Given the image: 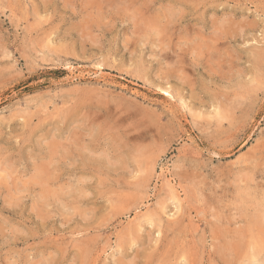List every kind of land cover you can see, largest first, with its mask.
<instances>
[{
    "label": "rangeland",
    "instance_id": "obj_1",
    "mask_svg": "<svg viewBox=\"0 0 264 264\" xmlns=\"http://www.w3.org/2000/svg\"><path fill=\"white\" fill-rule=\"evenodd\" d=\"M263 150L264 0H0V264H263Z\"/></svg>",
    "mask_w": 264,
    "mask_h": 264
},
{
    "label": "bare ground",
    "instance_id": "obj_2",
    "mask_svg": "<svg viewBox=\"0 0 264 264\" xmlns=\"http://www.w3.org/2000/svg\"><path fill=\"white\" fill-rule=\"evenodd\" d=\"M258 60V59H257ZM166 93V92H165ZM168 94V93H167ZM169 95V94H168ZM148 119V118H147ZM149 123V122H148ZM264 151V150H263ZM263 155V154H262ZM153 166V165H152ZM242 167V166H241ZM246 167V166H245ZM247 168V167H246ZM244 169V171L246 170L247 171V169ZM139 169V168H138ZM250 169V168H249ZM254 170V169H253ZM241 171V170H240ZM249 171V170H248ZM251 171H252V169H251ZM243 182V181H242ZM53 183V182H52ZM51 185V184H50ZM145 185V184H144ZM45 186V185H44ZM138 186V185H137ZM141 186V185H140ZM172 190V189H171ZM245 190V189H244ZM258 190V189H257ZM259 193V192H258ZM253 195V194H252ZM175 199H177L176 197H175ZM132 206V205H131ZM181 206V205H180ZM250 206V205H249ZM234 207V206H233ZM132 208V207H131ZM241 209H239V211H240ZM264 211V210H263ZM233 212V211H232ZM256 213L258 214V211L256 210ZM240 214V213H239ZM256 214V217H257V219H254L258 224H259V226H255V227H257V228H259V227H263L264 226V212L262 213L261 212V215H260V213L257 215ZM217 217V216H216ZM230 217V216H229ZM158 218V217H157ZM231 218V217H230ZM218 219V218H217ZM159 221V220H158ZM224 221V220H223ZM219 224V223H218ZM222 224V223H221ZM252 224H254V223H252ZM257 224V225H258ZM256 225V224H255ZM225 226V225H224ZM264 230V229H263ZM246 231H248L247 229H246ZM250 231V230H249ZM248 231V232H249ZM139 232V231H138ZM223 232V231H222ZM221 233V232H220ZM232 233V232H231ZM243 234V233H242ZM251 234V233H250ZM255 234V233H254ZM259 234V233H258ZM185 235H187V234H185ZM227 235H228V233H227ZM235 238H237L238 239V241L236 240V242H231L230 241V243L229 242H227L226 240H225V245H227V246H225L224 245V247H222V249H221V251H224L225 253L222 255V260L224 261L223 263H225V264H244L243 263V261H242V259H240V257L243 255V250H244V243H243V240H245L244 238H246V236L244 235V237L243 236H241V231L240 232H236V231H234L233 232V234H232ZM264 235V234H263ZM259 236V235H258ZM224 238H225V236H223ZM256 237V236H255ZM223 238V239H224ZM257 239V238H256ZM234 240V241H235ZM259 240H260V238H259ZM258 240V241H259ZM261 241V240H260ZM260 244L259 245H261V242H259ZM263 243V242H262ZM247 244V243H246ZM262 246V245H261ZM253 250V249H252ZM245 251V250H244ZM246 253V252H245ZM248 254H249V252H248ZM251 255V254H250ZM244 256H245V254H244ZM254 257V256H253ZM259 257V256H258ZM248 258H250V257H248ZM226 260V261H225ZM129 263V262H128ZM264 264V263H263Z\"/></svg>",
    "mask_w": 264,
    "mask_h": 264
}]
</instances>
